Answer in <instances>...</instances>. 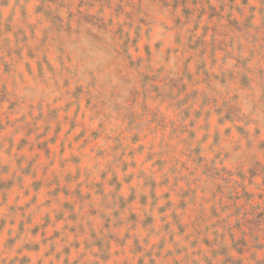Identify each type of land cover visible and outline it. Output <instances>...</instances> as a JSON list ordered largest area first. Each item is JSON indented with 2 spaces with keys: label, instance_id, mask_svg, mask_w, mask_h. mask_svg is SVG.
<instances>
[{
  "label": "rangeland",
  "instance_id": "1",
  "mask_svg": "<svg viewBox=\"0 0 264 264\" xmlns=\"http://www.w3.org/2000/svg\"><path fill=\"white\" fill-rule=\"evenodd\" d=\"M0 264H264V0H0Z\"/></svg>",
  "mask_w": 264,
  "mask_h": 264
}]
</instances>
